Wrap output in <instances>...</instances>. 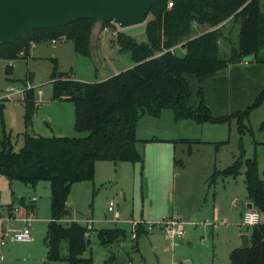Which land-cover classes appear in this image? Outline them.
I'll list each match as a JSON object with an SVG mask.
<instances>
[{
    "label": "rangeland",
    "instance_id": "rangeland-1",
    "mask_svg": "<svg viewBox=\"0 0 264 264\" xmlns=\"http://www.w3.org/2000/svg\"><path fill=\"white\" fill-rule=\"evenodd\" d=\"M150 17L151 13H148L146 20ZM93 26L91 55L78 54L70 40L58 39L55 43L49 40L32 42L25 56L20 51L18 57L0 58V137L2 119L5 130L11 133L14 149L21 145V138L16 137V133L24 130L42 136L85 135L84 131L74 128L73 102L51 98L50 72L54 59L58 71L71 70L74 78L82 81H99L133 65L129 52L118 51L115 34L120 30L137 41L145 40L144 24L120 29L113 22L104 24L96 20ZM226 26L231 27L230 39L235 42L239 24L230 21ZM205 28V25L197 26L195 31ZM220 43L224 53L228 52L230 42L222 39ZM174 51L181 54L184 49L176 46ZM185 77L192 103L200 84L193 74ZM28 86L33 88L36 108L31 124L25 126L20 99ZM263 117L264 96L250 109L241 133L234 117L226 121L203 122L198 126L189 119L174 120L170 108H163L159 116L144 114L136 134L139 138L136 148L142 154V164L123 161L115 170L98 168L91 180H81L70 187L67 201L71 215L65 218H72L69 221L76 220L86 227L90 220V227H87L89 245L81 257H90L88 264H109V256L122 251L128 257V264H229L231 249L241 244L240 235L250 232V227L241 225L239 214L247 198L244 161L240 174L218 176L211 183L209 178L215 169L231 164L243 149L244 158L255 156L259 176L264 179V131L259 129ZM186 122L193 126H180ZM198 127H202V131ZM193 136H198V140L189 143L182 140ZM153 137L155 139H151ZM15 195L22 197L21 203L14 200ZM49 195L46 180H38L29 186L21 180L0 175V241L6 227L22 225L23 205L32 196L37 198L33 215H25L31 217L32 240L4 238L0 244V264H69L65 258V240L60 243V258L48 260L46 256ZM109 202H112L111 210L108 209ZM11 204L17 208L15 217L8 213ZM213 206H219L221 210L215 219L211 217ZM115 211H118L117 216ZM170 215L180 220L184 229L181 239L173 247L158 223ZM133 220L153 223L150 233L132 238ZM69 221L60 220L64 224ZM259 222H264V211H259ZM110 227L124 228L125 236L119 243L103 245L96 232ZM164 247H167L166 251Z\"/></svg>",
    "mask_w": 264,
    "mask_h": 264
},
{
    "label": "trees",
    "instance_id": "trees-1",
    "mask_svg": "<svg viewBox=\"0 0 264 264\" xmlns=\"http://www.w3.org/2000/svg\"><path fill=\"white\" fill-rule=\"evenodd\" d=\"M168 1H171L169 7ZM148 13L151 17L144 24L145 40L137 41L120 30L115 34L118 51L129 52L134 61L132 66L99 81H82L75 79L71 70L58 71L56 60H53L51 98L73 102L74 128L84 131L85 135L42 136L24 130L16 133L21 145L14 149L11 133L5 130L1 119L0 175L21 180L29 186L38 180L49 182L50 218L45 237L48 260L61 257L60 243L65 240V258L69 264L90 263V257H81L89 245V229L76 220L60 222L66 216L63 211L69 209L70 187L74 182L91 180L98 160L142 164V154L136 148L139 140L136 127L144 114L159 116L163 108H170L174 120L189 119L196 123L234 117L241 133L250 109L264 96L263 86L244 108L214 115L204 101L201 85L190 103V88L185 77L193 74L200 81L253 53L251 61L264 63V0H152ZM95 21L81 18L65 25L28 30L11 42H0V58L18 57L20 51L25 56L32 42L58 39L70 40L78 54L91 55ZM230 21L239 24L235 42L230 39L231 27L226 26ZM204 25L203 31H195L197 26ZM222 39L230 42L228 52L221 49ZM176 46H181L183 53H176ZM20 103L24 125L28 126L36 108L32 87L25 89ZM1 106L0 102V113ZM259 129L264 131V117ZM243 161L247 198L254 208L264 211V179L259 176L255 156L244 158L243 149L231 164L215 169L209 183L215 182L218 176L240 174ZM18 202H22V197ZM143 233H147V228L139 223L134 238ZM96 235L103 245L119 243L125 236V229L100 228ZM249 242L247 248L231 249L229 264H264V222L250 226ZM114 257L111 254L108 263Z\"/></svg>",
    "mask_w": 264,
    "mask_h": 264
},
{
    "label": "water",
    "instance_id": "water-1",
    "mask_svg": "<svg viewBox=\"0 0 264 264\" xmlns=\"http://www.w3.org/2000/svg\"><path fill=\"white\" fill-rule=\"evenodd\" d=\"M151 4L152 0H0V42H11L31 29L56 27L81 18L110 21L120 29L143 25ZM254 56H245L242 61H251ZM246 207L251 208L252 203ZM62 214L71 213L65 209ZM240 237V246L249 247V235ZM109 264H128V257L119 251Z\"/></svg>",
    "mask_w": 264,
    "mask_h": 264
},
{
    "label": "crops",
    "instance_id": "crops-1",
    "mask_svg": "<svg viewBox=\"0 0 264 264\" xmlns=\"http://www.w3.org/2000/svg\"><path fill=\"white\" fill-rule=\"evenodd\" d=\"M56 41L57 40H50L51 43H55ZM189 75H191V74H189ZM197 81L199 82V84L202 87L204 101L208 105V107L210 108L211 112L214 115H224V114L236 111L238 109L244 108L247 104H249L253 100L255 95L262 89V87L264 86V63L255 62V61H239L236 63L229 64L226 67H224L223 69H220V70H218L212 74H209L208 76L204 77L200 81L197 78ZM197 124H198V126H202L199 124H203V123H197ZM137 126H138V124H137ZM180 126L181 127L185 126V127L189 128L190 126H193V124L186 122ZM198 128H199V130L202 131V127H198ZM136 134H137V127H136ZM160 137H163V136H160ZM197 137L198 136H193L191 138H189V137L188 138L189 139H198ZM161 139H163V138H161ZM137 142H136V146H137ZM187 143H189V142H187ZM109 162H111V163H109ZM121 164H122L121 162L116 163V162H113L110 160H98L94 164V174H95V170H97L98 168L99 169L103 168L105 170H107V169H114L115 170V168L121 166ZM74 183H72V184H74ZM16 197H17V202H18L19 197L18 196H16ZM33 197L35 198L34 200L32 199ZM36 199H37L36 196H32L29 199V202L27 204L23 205L24 209H25L24 216L25 215H30V216L33 215L34 204H35ZM235 203L241 205V202H239L237 200H235ZM248 203H250V201L248 200V198H246L245 202L242 203V208L239 210L240 223H241L242 212L244 211V209L247 208L246 205ZM67 204L69 207L68 201H67ZM15 207H16L15 205L11 204L9 206L10 211H8V213L13 214L12 209ZM252 207H253V205H252ZM69 210H70V207H69ZM220 212H221V210H220L219 206H213L211 217L213 219L218 218L220 215ZM70 213H71V211H70ZM117 214H118V211H115L114 215L117 216ZM70 215H68V216H70ZM10 216H12V215H10ZM24 216H22V217H24ZM167 217L176 218L173 215H170ZM70 219H72V218H70ZM70 219H67V217L62 218V220H64L65 222L69 221ZM223 220L224 219H222V221ZM178 221H180V220H178ZM11 227H13V226H11ZM159 228L161 229V227H159ZM147 232L150 233L149 230Z\"/></svg>",
    "mask_w": 264,
    "mask_h": 264
},
{
    "label": "built area",
    "instance_id": "built-area-1",
    "mask_svg": "<svg viewBox=\"0 0 264 264\" xmlns=\"http://www.w3.org/2000/svg\"><path fill=\"white\" fill-rule=\"evenodd\" d=\"M167 6L168 7L171 6V1H168ZM32 199L34 200L35 198L33 197ZM111 204H112V202H109L108 209H111ZM16 210H17L16 207L12 209L13 217L16 216V214H15ZM20 220L22 221V225L20 227H15V226L6 227L2 231L1 237L4 239V238L10 236V238L12 240L30 241L32 239V237L30 235L31 217L30 216H24ZM258 222H259V211L256 208L251 207V208L244 209V211L242 212V215H241V224L242 225H244L246 227H250V226L257 224ZM139 223H142L143 225H145L147 230H150L152 228V224H153V223H144L141 220L131 221V237L132 238H134L136 236V227ZM158 223L160 224L161 231H162L163 235L165 236V238L168 240L170 246L173 247L174 245H176L184 233V229H183V226L181 225V222L178 221L174 217L165 216ZM87 227L88 228L90 227V221H88ZM3 239L0 241L1 244L4 242ZM163 250L166 251L167 247H164Z\"/></svg>",
    "mask_w": 264,
    "mask_h": 264
}]
</instances>
